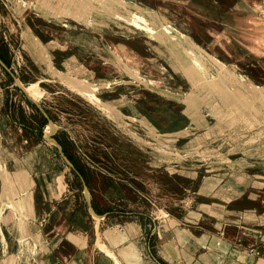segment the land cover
I'll return each instance as SVG.
<instances>
[{
  "label": "rangeland",
  "instance_id": "rangeland-1",
  "mask_svg": "<svg viewBox=\"0 0 264 264\" xmlns=\"http://www.w3.org/2000/svg\"><path fill=\"white\" fill-rule=\"evenodd\" d=\"M200 1L0 0V264H264V0Z\"/></svg>",
  "mask_w": 264,
  "mask_h": 264
},
{
  "label": "bare ground",
  "instance_id": "bare-ground-1",
  "mask_svg": "<svg viewBox=\"0 0 264 264\" xmlns=\"http://www.w3.org/2000/svg\"><path fill=\"white\" fill-rule=\"evenodd\" d=\"M230 0H220V2L221 3H226V2H229ZM245 1H248V0H245ZM249 1H254V0H249ZM117 2V1H116ZM130 3V2H129ZM139 3V2H138ZM200 3L201 4H209L210 6L212 5L211 3H209V0H202V1H200ZM113 4V3H112ZM200 4V5H201ZM118 5V4H117ZM133 6H134V4H132ZM140 5V4H139ZM114 6V5H113ZM109 8V7H108ZM134 9V8H133ZM144 8H142V10H143ZM44 10V9H43ZM103 10V9H102ZM125 10V9H124ZM126 10H128V9H126ZM130 10V9H129ZM138 10V9H137ZM147 11V10H146ZM235 11V15H234V18H235V20L236 21H238L241 25H243L244 23H248V24H250L251 25V27H252V29L253 30H256V29H258V23H257V19L255 18V14L252 12V10H251V8L250 7H244V8H241V9H236V10H234ZM45 12V11H44ZM104 12V11H103ZM127 11H125V13H126ZM140 12H142V11H140ZM148 12H150V11H148ZM155 12V11H154ZM42 13V12H41ZM47 13V12H46ZM130 13V12H129ZM128 13V14H129ZM134 13V12H133ZM135 13H137V12H135ZM143 13V12H142ZM42 14H44V13H42ZM51 14V13H50ZM132 14V13H131ZM138 14H139V12H138ZM138 14H134L135 16L136 15H138ZM146 14V13H145ZM75 15V14H74ZM133 15V14H132ZM116 16V15H115ZM123 16V15H122ZM139 16V15H138ZM114 17V16H113ZM118 17V16H117ZM130 17H134V16H130ZM141 18V17H140ZM153 18V17H152ZM122 19H123V17H122ZM135 19H138V18H135ZM134 19V20H135ZM129 20V19H128ZM144 20V19H143ZM130 21H131V19H130ZM158 22V21H157ZM184 22V21H183ZM131 23V22H130ZM135 23H137V22H135ZM180 23H181V21H180ZM66 25V24H65ZM140 25V24H139ZM138 25V26H139ZM161 25V24H160ZM136 26V25H135ZM183 26L184 27H186V25L185 24H183ZM67 27V26H66ZM158 27V26H157ZM167 27H168V25H167ZM138 28V27H137ZM156 28V27H155ZM166 28V27H165ZM177 28V27H176ZM182 28V27H181ZM146 29H148V27H146ZM161 29V28H160ZM170 29V28H169ZM168 29V30H169ZM186 29V28H185ZM166 31V30H165ZM187 31V30H186ZM189 31V30H188ZM149 32V31H148ZM159 32V31H158ZM164 32V31H163ZM166 32H168V31H166ZM150 33V32H149ZM161 33V32H160ZM180 33H182L181 31H180ZM184 33V32H183ZM151 34V33H150ZM154 34V33H153ZM162 34V33H161ZM173 34V33H172ZM190 34V33H189ZM168 35V34H167ZM171 35V34H170ZM173 36H176V35H173ZM190 36V35H189ZM156 37V36H155ZM164 37H165V35H164ZM167 37V36H166ZM171 37H172V35H171ZM174 38V37H173ZM182 38V37H181ZM164 39V38H163ZM183 39H184V37H183ZM160 40V39H159ZM192 40V39H191ZM161 41V40H160ZM176 41V40H175ZM180 41V40H179ZM193 41V40H192ZM190 42V41H189ZM196 44V43H195ZM194 44V45H195ZM168 45V44H167ZM192 45V44H191ZM169 46V45H168ZM178 46V45H177ZM182 46V45H181ZM184 46V45H183ZM196 46V45H195ZM192 47H194V46H192ZM197 47V46H196ZM196 47H194V48H196ZM173 49V48H172ZM185 50V49H184ZM193 51H195V50H193ZM173 52V51H172ZM204 52V51H203ZM181 53V52H180ZM191 53V52H190ZM196 54V53H195ZM194 54V55H195ZM206 54V53H205ZM188 56V55H187ZM195 58V57H194ZM101 59V58H100ZM159 59V58H158ZM191 59H192V57H191ZM194 61H196V60H194ZM189 64V63H188ZM219 64V63H218ZM183 66H185L184 64H183ZM215 96V95H214ZM1 241V240H0ZM132 256H135V260L137 261V256L136 255H133L132 254Z\"/></svg>",
  "mask_w": 264,
  "mask_h": 264
},
{
  "label": "crops",
  "instance_id": "crops-1",
  "mask_svg": "<svg viewBox=\"0 0 264 264\" xmlns=\"http://www.w3.org/2000/svg\"><path fill=\"white\" fill-rule=\"evenodd\" d=\"M243 257V256H242Z\"/></svg>",
  "mask_w": 264,
  "mask_h": 264
}]
</instances>
